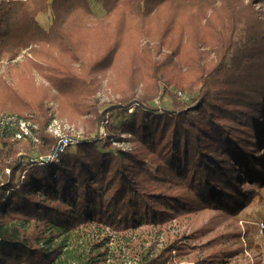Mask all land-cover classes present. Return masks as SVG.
<instances>
[{
	"label": "trees",
	"instance_id": "16d2710c",
	"mask_svg": "<svg viewBox=\"0 0 264 264\" xmlns=\"http://www.w3.org/2000/svg\"><path fill=\"white\" fill-rule=\"evenodd\" d=\"M216 2L99 0L104 15L92 25L89 0H0V111L18 124L37 116L24 126L33 138L0 123V264L227 263L235 250L222 235L194 244L200 230H167L264 204V0ZM48 12L44 28L37 17ZM106 72L119 97L100 110ZM171 88L189 102L152 106ZM52 97L61 115H92L95 131L59 156L45 125ZM129 109L119 125L127 151L113 146L122 137L107 121ZM103 124L111 135H96ZM144 227L161 247L141 249ZM228 235L241 251L260 247L248 230ZM130 244L137 260L123 252Z\"/></svg>",
	"mask_w": 264,
	"mask_h": 264
},
{
	"label": "rangeland",
	"instance_id": "374dc122",
	"mask_svg": "<svg viewBox=\"0 0 264 264\" xmlns=\"http://www.w3.org/2000/svg\"><path fill=\"white\" fill-rule=\"evenodd\" d=\"M215 4L219 2V0ZM90 7L92 11V16L89 20V24H95L97 20L103 18L104 10L101 7L99 0H89ZM39 24L46 28L50 23V14L49 12L46 14H40L37 17ZM23 54L17 56L14 61L21 60ZM7 66V61H2L0 64V76H3V71ZM33 81L36 85H43L44 87H48L47 81H45L36 71H32ZM100 82V87L94 96L96 106L100 110H104L109 107L111 103L117 101L119 94L115 93L110 87L109 84L117 78V76L113 72L99 73L97 75ZM8 79V78H7ZM114 86H118L114 84ZM141 84L136 86V93H140ZM179 91V90H178ZM176 91L174 88L170 89V94L160 95L153 99L152 106L154 107H164L169 108L172 106V100H178V102L188 103L189 96L184 94L181 91ZM54 94V92L52 91ZM44 107L47 109V118L42 119L46 121V132L57 138V146L59 145V139L63 136H66L70 139L74 140V143L67 147V151H71L74 149L77 140H81L86 137H93L95 135V131H91L89 128L90 123L89 119L93 118L92 115H82L81 117L71 118L69 115H61L58 112V104L57 100L53 97L44 101ZM96 108V109H97ZM132 110L129 109L127 114L121 113L119 110H113L109 113L108 123L111 124L117 131H119L122 140H115L113 142V146L119 147L123 150H130L131 144L127 141L129 134L121 131L119 125L121 122H124L125 119L129 118L130 112ZM0 113H5L0 111ZM26 115L35 118V114L25 113ZM29 117V119L20 118V124L16 123V117L14 115L5 113L0 114V123L7 125L11 130L15 129L16 125L22 128L25 133H29L28 135L33 138L36 137V132H29L24 126L27 124L33 123V120ZM37 117V116H36ZM39 117V116H38ZM36 128V126H34ZM107 134H110V131L107 129L106 125H101L98 127V131L96 135L100 137H105ZM100 144V143H99ZM57 148V147H56ZM262 148V147H261ZM56 152V150H55ZM61 152V151H60ZM35 155V152H32V156ZM55 155V153H54ZM261 156L264 158V149L261 150ZM264 164V159H263ZM262 195L264 196V188L261 189ZM264 216V204L263 202H255L254 204L245 206L238 210L233 216L224 215L223 212L217 210H208L199 215L195 216L193 223L190 225H179L172 223L167 226L168 233L174 234L177 233L179 235H190L196 230H200L196 234L199 235L197 239L193 241L194 244L205 243L207 240L217 238L219 235L223 236V240L227 241L226 245L228 250H235L233 254H231L228 258L225 259L226 264H264V235L261 232L262 227V218ZM144 231H142L141 239H142V248L147 250L151 248L153 250L161 247L163 242V238L161 236L155 238L151 236L150 227H144ZM248 230V234L253 242L257 243L260 247L244 248L243 251L241 245L238 243L236 237H232V233L241 232V235H244V231ZM153 231V230H151ZM150 234V235H149ZM200 234H204L200 236ZM172 236V235H171ZM148 239V241H147ZM155 241V242H154ZM114 246L117 245V242L113 243ZM112 244V245H113ZM127 252L129 260H137L138 256H136V249H133L131 244L129 246H125L123 252ZM198 258L202 256L200 254ZM192 257V255H190ZM129 264H133L131 261Z\"/></svg>",
	"mask_w": 264,
	"mask_h": 264
},
{
	"label": "built area",
	"instance_id": "2783aa9c",
	"mask_svg": "<svg viewBox=\"0 0 264 264\" xmlns=\"http://www.w3.org/2000/svg\"><path fill=\"white\" fill-rule=\"evenodd\" d=\"M74 140L70 139L66 136H63L59 139V146H60V151H62L64 148L68 147L69 145L73 144Z\"/></svg>",
	"mask_w": 264,
	"mask_h": 264
},
{
	"label": "water",
	"instance_id": "95a60500",
	"mask_svg": "<svg viewBox=\"0 0 264 264\" xmlns=\"http://www.w3.org/2000/svg\"><path fill=\"white\" fill-rule=\"evenodd\" d=\"M60 154V146L58 145L57 148H56V152H55V156H59ZM49 157H45V159H47Z\"/></svg>",
	"mask_w": 264,
	"mask_h": 264
}]
</instances>
